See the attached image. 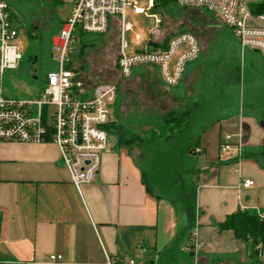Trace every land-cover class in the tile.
<instances>
[{
  "label": "crops",
  "instance_id": "obj_1",
  "mask_svg": "<svg viewBox=\"0 0 264 264\" xmlns=\"http://www.w3.org/2000/svg\"><path fill=\"white\" fill-rule=\"evenodd\" d=\"M249 51L247 68L261 71L259 53ZM196 68L186 66L179 90L190 88ZM245 87L243 83L239 97L251 102L248 110L245 102L236 106L237 96L231 104L218 102L212 123L198 127L189 148L201 165L183 171L178 159L176 182L186 191L188 181L195 193L196 222L190 230L186 200L183 207L149 189L147 168L132 151L135 140L127 143L128 132H111L109 127L117 124L112 117L108 151L101 156L99 173L81 193L56 144L0 141V260L59 264L50 260L56 255L62 257L60 264H155L161 259L166 264H249L245 243L232 230L220 228L240 210L264 214V158L257 155L264 148V80L254 79ZM118 101L117 89L114 105ZM226 135L232 148L223 151ZM246 180L254 185L244 188ZM191 234L201 244L197 254L189 250Z\"/></svg>",
  "mask_w": 264,
  "mask_h": 264
},
{
  "label": "rangeland",
  "instance_id": "obj_2",
  "mask_svg": "<svg viewBox=\"0 0 264 264\" xmlns=\"http://www.w3.org/2000/svg\"><path fill=\"white\" fill-rule=\"evenodd\" d=\"M5 1L14 14L18 32L12 45L17 47L22 60L16 70L7 69L0 74V91L8 98L38 100L48 74L58 68L52 54V42L69 15L70 5L54 0ZM134 1L137 7L148 8V0ZM157 19L161 20L160 24L156 23ZM124 22L132 25V30L124 37L130 49H135L133 35L137 32L145 37L144 47L151 49L162 48L153 40L166 42L181 32L193 33L201 43L199 56L189 62L197 68L186 91L179 90L180 86L166 85V88L156 67H153L155 73L149 67L136 66L129 77L122 76L118 67L120 24L116 19L103 34L81 35L71 54V67L86 89L99 83L114 84L118 89L119 103L111 105V117L117 124L109 130L128 132L131 134L129 140L135 136L132 151L147 168L145 177L149 189L151 187L182 206L184 199L192 197L194 191L188 181L185 182L186 191L180 190L182 184L176 182V169H180L178 159L182 160L183 171L201 165L196 155L192 157L189 148L190 144L191 147L195 144L198 127L212 123L210 118L215 114L218 102L231 104L236 96L240 98L243 83L247 89V84L254 79L264 80V57L259 53L261 71L247 68L246 52L251 51L241 46L231 28L210 12L183 8L174 2H160L156 9L149 8L146 14H136L128 7ZM188 100L191 102L187 104ZM257 101L255 96L253 105ZM243 102L248 110L251 107L249 100L241 101L240 98L236 106H243ZM198 118L207 121H198ZM261 152L257 154L261 155ZM256 250H260L259 246ZM261 258L258 263L248 262L264 264ZM155 264L166 263L161 259Z\"/></svg>",
  "mask_w": 264,
  "mask_h": 264
},
{
  "label": "built area",
  "instance_id": "obj_3",
  "mask_svg": "<svg viewBox=\"0 0 264 264\" xmlns=\"http://www.w3.org/2000/svg\"><path fill=\"white\" fill-rule=\"evenodd\" d=\"M69 4V15L60 33L53 38L52 54L58 63L56 72L47 76L46 86L38 100H20L0 93V141L19 143H54L59 147L63 165L71 175L72 184L81 193L99 173L101 156L108 151L111 105L116 100L114 84L99 83L90 89L71 67L73 46L81 35L105 33L115 19L120 24V54L118 67L123 77H129L136 66L156 67L162 82L177 86L187 64L196 59L201 47L196 35L181 32L163 43L162 48L144 47L145 37L133 35V52H127L124 37L132 25L124 22L126 9L146 14L157 1L174 2L183 8L205 10L216 15L231 28L241 46L264 57V13H258L262 0H148V8L136 6L134 0H54ZM13 13L5 0H0V74L16 70L22 55L12 42L18 35ZM157 24L161 20H156ZM153 42V41H152ZM154 43V42H153ZM230 135L225 136L222 150L232 148ZM197 153V152H196ZM254 185L252 180L244 188ZM190 235V251L197 254L201 244ZM53 263H62V257L51 255ZM7 262L0 260V264ZM108 264H135L134 261L109 260Z\"/></svg>",
  "mask_w": 264,
  "mask_h": 264
},
{
  "label": "trees",
  "instance_id": "obj_4",
  "mask_svg": "<svg viewBox=\"0 0 264 264\" xmlns=\"http://www.w3.org/2000/svg\"><path fill=\"white\" fill-rule=\"evenodd\" d=\"M160 2L164 3L165 1H157L153 9H156L157 5ZM258 13H264V0H262V2L258 6ZM132 139L128 141H132ZM259 152H261L260 156L264 158V148L260 149ZM185 200H186L185 213L189 222L188 229L190 230L196 222L195 193L194 195H192V197H187ZM220 228L221 230H232L236 238L245 243L247 249L250 250L248 258L251 262L258 263L257 261L260 260L261 257H262L261 261L264 262V214L263 213H259L255 210H250V211L240 210L228 216L226 221L220 225ZM186 239L188 240L189 237L187 236ZM258 246L260 250H256Z\"/></svg>",
  "mask_w": 264,
  "mask_h": 264
},
{
  "label": "flooded vegetation",
  "instance_id": "obj_5",
  "mask_svg": "<svg viewBox=\"0 0 264 264\" xmlns=\"http://www.w3.org/2000/svg\"><path fill=\"white\" fill-rule=\"evenodd\" d=\"M32 61H34V62H35V60H32Z\"/></svg>",
  "mask_w": 264,
  "mask_h": 264
},
{
  "label": "water",
  "instance_id": "obj_6",
  "mask_svg": "<svg viewBox=\"0 0 264 264\" xmlns=\"http://www.w3.org/2000/svg\"><path fill=\"white\" fill-rule=\"evenodd\" d=\"M35 61H36V59H35Z\"/></svg>",
  "mask_w": 264,
  "mask_h": 264
}]
</instances>
